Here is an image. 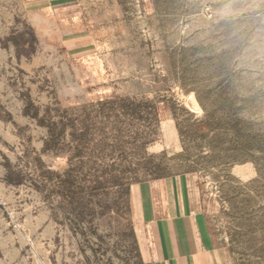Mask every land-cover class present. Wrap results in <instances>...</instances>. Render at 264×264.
Masks as SVG:
<instances>
[{
	"label": "rangeland",
	"instance_id": "obj_1",
	"mask_svg": "<svg viewBox=\"0 0 264 264\" xmlns=\"http://www.w3.org/2000/svg\"><path fill=\"white\" fill-rule=\"evenodd\" d=\"M113 96L157 120L86 116ZM69 163L190 175L224 264H264V0H0V264H140L130 192L69 204Z\"/></svg>",
	"mask_w": 264,
	"mask_h": 264
},
{
	"label": "crops",
	"instance_id": "obj_2",
	"mask_svg": "<svg viewBox=\"0 0 264 264\" xmlns=\"http://www.w3.org/2000/svg\"><path fill=\"white\" fill-rule=\"evenodd\" d=\"M190 175L130 187V207L150 237L140 264H224Z\"/></svg>",
	"mask_w": 264,
	"mask_h": 264
},
{
	"label": "trees",
	"instance_id": "obj_3",
	"mask_svg": "<svg viewBox=\"0 0 264 264\" xmlns=\"http://www.w3.org/2000/svg\"><path fill=\"white\" fill-rule=\"evenodd\" d=\"M95 107L97 108L86 114L87 117H99L105 119V121L114 120L117 122H119V117H127L136 120H144V117H146V119L151 117L153 120H157L156 103L136 96H113L108 100H104L97 104ZM33 118H36V115H34ZM38 123H41V121L39 120ZM70 128L73 131L74 126ZM48 130L50 139L45 143V146L48 148L45 150L48 152H55L57 154V152L54 151L55 149L51 147L53 141L56 140V136L51 128ZM114 130L115 132H118L116 127ZM73 134L71 136L73 138V142L79 143L83 140L84 142L82 144H84L85 141H88V132L79 134L77 136ZM80 148L81 146L79 149ZM82 150L83 149H81V151ZM79 156L80 152L77 151L75 157ZM124 174V170L119 168H108L105 170L101 168L84 166L74 167L71 163H69V167L62 174V180L60 181L63 185L62 190H64L62 197L69 204L74 203L76 200V202L83 203L86 197H91L92 191L100 189L105 179L104 183L110 182L114 186L116 190L115 198L117 199L118 204L126 205V196H128L130 192L129 187L132 183L128 181ZM58 177L59 176H57V178ZM76 196H78V198ZM74 198H76V200ZM79 211L81 215H84L86 211H88V207L83 204Z\"/></svg>",
	"mask_w": 264,
	"mask_h": 264
}]
</instances>
